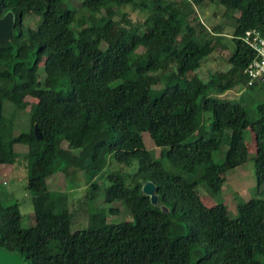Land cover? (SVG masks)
<instances>
[{
    "label": "trees",
    "instance_id": "trees-1",
    "mask_svg": "<svg viewBox=\"0 0 264 264\" xmlns=\"http://www.w3.org/2000/svg\"><path fill=\"white\" fill-rule=\"evenodd\" d=\"M205 2L225 7L230 35L228 23L205 31L196 9ZM128 6L144 20L134 23ZM9 11L14 34L0 42V166L15 163L17 144L27 147L35 223L25 225L20 203L0 195L3 248L27 264H264V198L241 202L233 217L225 203L212 208L198 191L206 183L221 197L228 171L252 159L264 192V100L253 117L226 96L233 88L264 93V84H248L255 53L243 40L254 28L264 35V0H84L79 9L68 0H0V17ZM35 15L36 26L27 27ZM218 45L232 49L228 69L208 80L182 78ZM27 97L36 100L30 129L14 135ZM246 131L256 135L254 154ZM65 139L70 149L62 148ZM111 162L128 169H111ZM77 169L90 182L89 215L73 230L77 210L68 193L50 191L48 179ZM147 181L157 185V204L143 191ZM103 190L106 202L119 201L133 219L110 222L119 207L92 208Z\"/></svg>",
    "mask_w": 264,
    "mask_h": 264
},
{
    "label": "rangeland",
    "instance_id": "rangeland-1",
    "mask_svg": "<svg viewBox=\"0 0 264 264\" xmlns=\"http://www.w3.org/2000/svg\"><path fill=\"white\" fill-rule=\"evenodd\" d=\"M84 0H68L70 5L80 8ZM197 14L199 16V21L205 25V31H210L214 26L222 23H228L224 27L223 31L226 35H230L233 31L234 21L227 19L224 15L225 7L216 4L205 2L202 7H198ZM125 10L129 12L130 18L134 23L139 24L145 18V14L138 10H133L132 8L125 7ZM38 16H29L26 21V26L35 27L38 21ZM193 25L196 27L197 32L201 31V25H199L198 20H193ZM227 38V37H226ZM231 41L227 38L226 42ZM229 43V42H228ZM232 53L231 47L223 48L218 45L214 53L203 61L200 69L195 72H188L183 79L191 77L193 74L197 73L204 80H208L212 73L217 70H226L229 67L227 62L229 56ZM45 75H43L44 78ZM163 84H159L156 87H162ZM155 87V88H156ZM227 97L238 98L241 100L245 106H247L251 116L257 117L256 106L259 102L264 100V93L260 87L255 88H233L227 94ZM6 104L5 115H11ZM36 100L32 97H27L25 101L21 104V111L16 117V126L14 130V135L19 134L21 131H29L30 123V113L35 109ZM247 143L250 148V152L254 154L257 150V138L254 132L246 131ZM144 140L147 147L155 148L158 156H160L161 148L155 146L153 139L150 134L144 133ZM228 149V141L225 142L221 148V151H226ZM16 150L19 152V157L16 159L15 163L12 165H1L0 166V195L6 199L7 203L19 202L20 209L24 215V224L32 225L35 223L33 217L34 211V201L32 195L27 189L29 169L28 161L26 157L27 147L23 144H17ZM169 165V163H166ZM111 169H128L126 166H120L117 163H112ZM71 176L66 177L64 171H60L48 179L49 189L51 192H66L69 194V204L70 207L76 211L75 218L72 223V229L84 227L88 224V204L85 201V194L90 186V182L86 178V174L82 169L72 170ZM100 183L103 185V180L98 178ZM198 191L203 199V201L210 207L215 208L219 202H223L228 206L229 214L233 217L238 215V209L240 208V203L247 201L255 196H260L264 198V192H261L258 188L256 173L254 168V162L249 159L245 164L231 169L227 173V181L224 185L223 193L221 197L213 198L210 193L206 183H202L198 187ZM104 190L100 192L99 198H96L92 202V208L95 210L102 209V207H119L121 209V215H110L109 221L112 222L114 219H133L131 212L124 207L119 201L112 203L106 202L104 198ZM98 199V200H97Z\"/></svg>",
    "mask_w": 264,
    "mask_h": 264
},
{
    "label": "water",
    "instance_id": "water-1",
    "mask_svg": "<svg viewBox=\"0 0 264 264\" xmlns=\"http://www.w3.org/2000/svg\"><path fill=\"white\" fill-rule=\"evenodd\" d=\"M14 23H15V14L12 11L6 13L5 16L0 17V42H5L8 39H11L14 34ZM35 133L38 139L42 138L38 126L35 127ZM62 148L70 149V143L65 139L61 143ZM74 152L78 153V149H73ZM85 163L90 164V159H86ZM143 191L151 196L152 202L157 204L159 201V195L157 194V185L153 181H147L143 186ZM164 210H167V207L163 206ZM0 264H27L23 256L19 252H11L0 245Z\"/></svg>",
    "mask_w": 264,
    "mask_h": 264
},
{
    "label": "built area",
    "instance_id": "built-area-1",
    "mask_svg": "<svg viewBox=\"0 0 264 264\" xmlns=\"http://www.w3.org/2000/svg\"><path fill=\"white\" fill-rule=\"evenodd\" d=\"M243 40L249 44L255 57L250 62L245 72L249 75L248 84H264V35L257 28L248 30L243 36Z\"/></svg>",
    "mask_w": 264,
    "mask_h": 264
},
{
    "label": "bare ground",
    "instance_id": "bare-ground-1",
    "mask_svg": "<svg viewBox=\"0 0 264 264\" xmlns=\"http://www.w3.org/2000/svg\"><path fill=\"white\" fill-rule=\"evenodd\" d=\"M14 25H15V23H14ZM13 28H14V26H13Z\"/></svg>",
    "mask_w": 264,
    "mask_h": 264
}]
</instances>
